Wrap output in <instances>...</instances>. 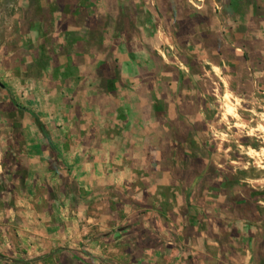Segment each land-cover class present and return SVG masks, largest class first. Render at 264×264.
<instances>
[{"label":"rangeland","instance_id":"1","mask_svg":"<svg viewBox=\"0 0 264 264\" xmlns=\"http://www.w3.org/2000/svg\"><path fill=\"white\" fill-rule=\"evenodd\" d=\"M118 1L119 16H111L107 0H72L63 10L84 18L70 20L69 33L55 23L58 7L46 13L45 6L43 21L32 22L26 0H0V264L34 257L69 264L68 249L82 255L108 233L113 217L93 206L89 190L72 186L62 156L83 144L106 149L113 137L125 138L121 129L150 149L136 175L156 177L151 184L168 196L178 192L170 200L180 207L187 245L191 210L209 199L199 186L213 177H223L209 188L219 207L214 220L240 226L243 239L250 228L264 240V0ZM129 41L130 66L122 67L114 49L105 51ZM10 99L40 117L59 159ZM162 194L156 188L147 200L151 209ZM257 246L249 264H264V245Z\"/></svg>","mask_w":264,"mask_h":264},{"label":"crops","instance_id":"2","mask_svg":"<svg viewBox=\"0 0 264 264\" xmlns=\"http://www.w3.org/2000/svg\"><path fill=\"white\" fill-rule=\"evenodd\" d=\"M195 1L197 3L202 2ZM107 4L111 8L112 13L110 15L119 16L121 3L118 0H107ZM72 5V0H26V6L32 8L31 15L28 14L27 16L32 22L36 19L43 21L45 6H48L46 13L50 6L58 7L55 23L63 27V22H65L64 31L70 33L73 28L69 24L70 20L75 22L82 14L72 15L71 12L63 10L65 7L69 8ZM109 8L106 13H109ZM56 13L53 15L55 16ZM105 16V13L101 14L99 22H103ZM117 19L118 17L114 18V20ZM75 28L77 27L75 26ZM96 34L99 38L101 37L102 41L106 36L104 32H96ZM116 42L118 44V41ZM111 45L105 51L106 54L114 49V60H117V64L122 67L130 66L129 50L134 51L131 42H125L123 45L114 48ZM97 67L98 64L95 66L88 65V69L91 70ZM115 132L118 135L121 133L126 136L122 140L113 137L106 149L103 143H96L92 147L83 144L82 147L78 148L80 151L75 155L71 154L69 157L65 155L64 157L63 154L59 153L65 167L70 169L67 177L71 179L72 186L75 185L84 190H89L90 198L94 199L93 206L103 208L106 212H110L109 214L113 217L112 222H109L110 226L107 225L108 233L103 238L94 240L95 243L91 242L87 253L77 255L75 249H68V255L65 257L69 264H249L251 262V251L254 248L257 250L259 244L263 243L264 245L263 234L258 231L255 235L252 229L249 228V231L247 229L248 232H246L248 238L243 239L242 236L245 233H241L242 228L240 226L231 227L230 224L221 227L214 220L216 219L214 212L219 207L216 202H213L215 200L210 199L214 197L212 195L215 194L216 189L210 190L209 188L212 185L216 187L217 180H221L223 177H213V179H209L208 183L199 186L204 187L201 193L203 196L206 194L209 199H206L207 205L204 204L207 209L202 206V208L193 207L191 210L190 214L194 215L191 223L193 235L192 244L189 246L184 242L182 236L183 217L180 214V207L171 205L170 199L178 195V192L176 191L175 194L168 196L167 187L161 184H151L156 177H138L134 171L136 169L134 166L148 164L146 159L151 158L149 156L150 149L148 150V146L143 144L144 141L140 143L142 139H137L135 143L130 141L133 138L132 131L121 129ZM86 149L87 152L82 151ZM142 154L144 157L140 158ZM75 168H78L77 172ZM90 168H95V171H90ZM81 169L82 173H79ZM165 178L167 177H159L158 179L165 180ZM63 181L64 179L60 178L58 183L62 184ZM31 182H33V179ZM63 187L66 186L63 185ZM156 188L163 193L162 196L164 197L160 204L153 205L156 209H151L147 200L156 192ZM67 189L69 190V188ZM199 189L198 198L201 195ZM70 191L73 198H83L82 195H74L73 190ZM225 193L229 194L228 192ZM191 198L194 201L196 198L195 193ZM226 198L229 202V195L223 197L222 202L225 201V206ZM108 199L117 202V204L112 205L111 209L110 203H107ZM211 201L214 203L213 205ZM230 206L231 203L227 209ZM255 238L258 241L257 243H254ZM48 256H51L52 260L55 261L58 255L53 252ZM47 259L34 257L28 262L32 261L30 264H49ZM256 260V263H258L259 259L256 258Z\"/></svg>","mask_w":264,"mask_h":264},{"label":"trees","instance_id":"3","mask_svg":"<svg viewBox=\"0 0 264 264\" xmlns=\"http://www.w3.org/2000/svg\"><path fill=\"white\" fill-rule=\"evenodd\" d=\"M111 81L112 80H110V82H109L110 85H114V83H111ZM0 88L6 90L5 87H3L1 84H0ZM9 105L11 107H13L12 112L20 111L21 113L27 114L32 119L33 123L37 126V128L39 129V131L41 132V134L44 136V138L47 141L48 148H49V151H50V154H51V158H53L55 160L59 159L58 153L55 150L54 146L52 145V143H51V141H50V139L48 137V134L46 132L45 126H44L43 122L41 121L40 117L36 113H34L33 111L19 106L12 99L9 100ZM58 166L60 168V165H58Z\"/></svg>","mask_w":264,"mask_h":264},{"label":"water","instance_id":"4","mask_svg":"<svg viewBox=\"0 0 264 264\" xmlns=\"http://www.w3.org/2000/svg\"><path fill=\"white\" fill-rule=\"evenodd\" d=\"M1 259H3L2 256H0ZM16 263H27L28 261H15Z\"/></svg>","mask_w":264,"mask_h":264},{"label":"bare ground","instance_id":"5","mask_svg":"<svg viewBox=\"0 0 264 264\" xmlns=\"http://www.w3.org/2000/svg\"><path fill=\"white\" fill-rule=\"evenodd\" d=\"M229 111H230V109H229Z\"/></svg>","mask_w":264,"mask_h":264}]
</instances>
